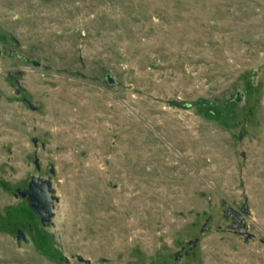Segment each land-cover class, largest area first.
<instances>
[{
	"label": "rangeland",
	"instance_id": "obj_1",
	"mask_svg": "<svg viewBox=\"0 0 264 264\" xmlns=\"http://www.w3.org/2000/svg\"><path fill=\"white\" fill-rule=\"evenodd\" d=\"M0 49V264H264V0H0Z\"/></svg>",
	"mask_w": 264,
	"mask_h": 264
},
{
	"label": "water",
	"instance_id": "obj_2",
	"mask_svg": "<svg viewBox=\"0 0 264 264\" xmlns=\"http://www.w3.org/2000/svg\"><path fill=\"white\" fill-rule=\"evenodd\" d=\"M0 56H1V49H0ZM32 64L35 66H39V64L35 61H32ZM108 83L110 85L114 84V81L111 76H108ZM238 104L242 102V97L240 93L237 94V98L235 100ZM31 109H35L34 105L30 103ZM245 134V129H242V135ZM36 144V141H34ZM54 190L52 188V183L50 181L39 179L33 177L28 185V190L24 196H27L31 208L35 211V213L39 216L40 223L43 226L48 225L51 220L55 216V207H54V197L53 194ZM230 213H233V228L238 231L239 235L246 236V240L252 238V235L249 233L248 229H242L244 224L243 216L233 209H228L226 216L229 217ZM245 213L248 214L249 211L245 210ZM229 214V215H228ZM21 236L24 237V233L19 230L18 231V238ZM52 241L54 245L58 248H62V243L60 240V236L58 234L52 235ZM79 262L90 264V261H86L83 258H79Z\"/></svg>",
	"mask_w": 264,
	"mask_h": 264
},
{
	"label": "trees",
	"instance_id": "obj_3",
	"mask_svg": "<svg viewBox=\"0 0 264 264\" xmlns=\"http://www.w3.org/2000/svg\"><path fill=\"white\" fill-rule=\"evenodd\" d=\"M236 103H237V102H236ZM210 107H211L212 109H215L216 104H215V103H211V104H210Z\"/></svg>",
	"mask_w": 264,
	"mask_h": 264
},
{
	"label": "flooded vegetation",
	"instance_id": "obj_4",
	"mask_svg": "<svg viewBox=\"0 0 264 264\" xmlns=\"http://www.w3.org/2000/svg\"><path fill=\"white\" fill-rule=\"evenodd\" d=\"M244 213H245V211H243ZM229 215V214H228ZM231 218H232V220L235 218L234 217V215H233V213H230V215H229ZM243 227V226H242ZM245 238H246V236H245Z\"/></svg>",
	"mask_w": 264,
	"mask_h": 264
}]
</instances>
